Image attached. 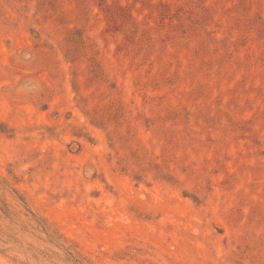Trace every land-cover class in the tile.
I'll list each match as a JSON object with an SVG mask.
<instances>
[{
  "label": "rangeland",
  "instance_id": "rangeland-1",
  "mask_svg": "<svg viewBox=\"0 0 264 264\" xmlns=\"http://www.w3.org/2000/svg\"><path fill=\"white\" fill-rule=\"evenodd\" d=\"M0 264H264V0H0Z\"/></svg>",
  "mask_w": 264,
  "mask_h": 264
}]
</instances>
